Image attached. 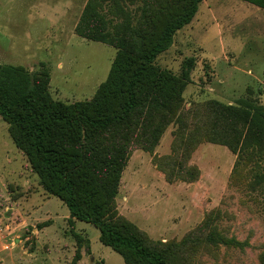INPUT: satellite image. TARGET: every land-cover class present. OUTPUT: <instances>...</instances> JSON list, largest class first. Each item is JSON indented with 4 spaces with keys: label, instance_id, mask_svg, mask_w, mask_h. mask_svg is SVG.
<instances>
[{
    "label": "rangeland",
    "instance_id": "rangeland-1",
    "mask_svg": "<svg viewBox=\"0 0 264 264\" xmlns=\"http://www.w3.org/2000/svg\"><path fill=\"white\" fill-rule=\"evenodd\" d=\"M187 2L0 0V64L47 74L52 99L82 109L100 94L119 51L79 32L86 11L111 36L139 30L156 39ZM155 66L182 83L127 124L98 131L89 156L79 151L97 158L87 162L93 169L104 159L119 163L90 170L117 191L106 219L168 264H264V136L242 104L264 106V8L203 0ZM121 101L111 96L107 105ZM17 135L0 115V264H127L99 228L72 217L44 187Z\"/></svg>",
    "mask_w": 264,
    "mask_h": 264
},
{
    "label": "trees",
    "instance_id": "trees-1",
    "mask_svg": "<svg viewBox=\"0 0 264 264\" xmlns=\"http://www.w3.org/2000/svg\"><path fill=\"white\" fill-rule=\"evenodd\" d=\"M202 1L188 0L184 10L165 23L156 39H147L145 32L139 30L129 36H111L104 32L101 16L88 9L79 32L117 45L119 51L109 76L101 84L100 94L82 109L79 104L54 101L46 73L31 76L22 66L0 64V115L15 125L16 143L26 151L44 187L64 200L72 217L99 228L101 241L121 254L127 264L168 262L162 252L147 246L141 237L106 219L108 201L117 191L101 183L90 170L114 171L119 163L104 159L99 162L100 167L97 164L93 169L87 162L95 164L97 158L93 154L89 159L80 157L83 154L79 151L89 156L98 131L127 124L139 110L150 109L165 92L173 93L182 83L180 77L155 66V61L171 46L174 34L192 22ZM244 1L264 8V0ZM193 64V57L186 60V77ZM111 96L122 99L119 106L107 105ZM242 104L246 116L264 136V106L244 101Z\"/></svg>",
    "mask_w": 264,
    "mask_h": 264
}]
</instances>
